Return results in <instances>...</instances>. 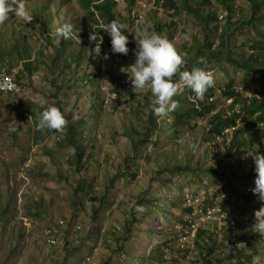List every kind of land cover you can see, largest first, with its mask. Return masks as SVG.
Listing matches in <instances>:
<instances>
[{
	"label": "rangeland",
	"instance_id": "1",
	"mask_svg": "<svg viewBox=\"0 0 264 264\" xmlns=\"http://www.w3.org/2000/svg\"><path fill=\"white\" fill-rule=\"evenodd\" d=\"M41 1L44 3L48 1L46 4L48 10L53 13V19L48 29L49 36L53 40L61 39V42L64 43L63 38L55 36V28L64 23H71L76 30H79L77 33L79 40L84 33L95 32L94 26L97 17L96 15L91 16L92 5L85 7L81 4V0ZM144 1L147 2V0ZM25 2L32 15L35 6L43 4L36 2V5H33L32 0H25ZM116 2L115 11L122 15L124 5L120 0ZM236 5L239 8V5ZM171 13L170 8L164 7L162 13L154 14V18L162 23H168L170 18L174 19L171 17ZM224 14V12L219 11V16H224ZM180 17V19H174L177 23V31L175 33L176 38L171 42L185 58L186 55L180 47V44L185 42L181 30L184 28L186 33L195 35L196 40H200L202 29L195 18L187 15ZM98 18L101 19L99 16ZM148 21L145 22L144 26H150L153 23L154 20L150 14ZM38 26V23L34 21L24 24L14 16H10L4 24H0V52L5 54V57L0 61V73L2 70L14 69L16 75L22 74L23 78L20 83L23 87L24 81L30 82V85L26 86L20 96L0 95V264H83L90 253L88 264H102L109 258L110 254L108 248L104 246L102 233L109 231L110 225L123 224L124 219L127 220L128 216L130 217V213H134L138 223L133 225L128 241L124 245L128 256L121 254L120 257H117L115 255L112 264H156L148 260V257H155L153 249L166 237V233L169 232L170 235L174 236L173 227L178 223L174 220L175 212L176 214L179 212L176 201L181 197L190 198L192 191L195 190L200 191L199 196H202L205 189L198 178H184L167 174L158 177L156 175L158 167L165 162L162 154H170L172 151L173 158L176 160L183 161L185 159L183 164L190 160V163L193 164L207 149L209 154L205 158L206 163L218 164L222 161L219 165V172L225 175L232 172L231 168L233 171L236 169L240 174L243 172L242 175H244L250 170L253 163L250 162L249 158L241 160V163L236 158L224 160V150L221 145L217 148V144L212 145L202 141L201 134L208 128L209 116L201 123L195 121L196 131L193 133L185 132L177 141L167 140L168 133L165 131L161 145L157 148H148L145 151L146 156L150 157L149 162L146 161V157L144 159L138 157V152L131 156H134L133 164L134 171L137 173L136 179L115 180L113 189L105 196L109 203L111 197L115 198L112 207L106 208L105 211L101 210V213L105 212V214L100 215V226L98 222H91V208H99L107 178H112L117 171V166L130 155V144L127 136H134L143 129L145 116L137 113L134 108L137 102L141 101L143 95L151 96V92L133 88L131 91L132 102L129 105L124 103L125 107H123L121 105L122 100L118 107L100 105L99 93L91 96L93 89L97 87L92 85L84 88L81 85L80 80L83 75L81 70L87 66L88 68L92 66L90 68H93L95 72L97 67L103 74L112 71L127 82L129 81L128 74L122 72L121 69L129 67L135 62V51L129 49L131 56L128 66L124 63L122 67L115 68L108 59L104 58L105 55L110 58L111 48H107L105 54L94 57L91 55L89 44L86 41L78 43L74 39L75 43H70L65 53L64 50H61L59 65L55 69L57 72L61 70L60 64L64 57L69 59L70 55H77L81 58L78 76L75 78L77 81H74L76 87L74 83H71L70 87H72L69 92H66V96H60L63 102L66 101L64 110L65 112L71 111L73 121L83 123L79 130L81 129L83 135L85 134L84 141L89 144L87 147L91 145L94 148L93 151L92 149H88V151L94 154L95 159L99 162L111 159L107 165L102 164L97 172L96 166L98 164L91 163L88 173L84 176L96 178L95 191L92 194L82 196L81 208L76 206L77 210H74L71 191L76 187L81 176L74 174V166L69 164L74 157V149L58 147V143L61 141L60 136L49 137L44 139L42 144L33 145V119H29L32 115H29L24 108V104L33 105V109L34 105L40 106L41 98L47 100V106H54L48 83L51 74L47 73L46 66L39 64L45 62L50 65V57L54 54L50 48L45 47L46 40L39 35ZM1 31L4 32V35ZM187 42L191 44L192 41L189 39ZM15 45L19 51L25 50L29 53L32 52V54L37 51L36 56L33 55L35 59L32 57L27 62L17 59L12 52ZM240 50L238 49V51ZM6 52H11L10 56L6 55ZM38 52L42 53L43 56H38ZM90 60H95V63L91 65ZM24 63H27L26 69H28V65L30 66L31 72L24 73ZM214 66L212 65L211 71L214 78H217L218 81H225L218 73L217 66ZM65 72L68 73V71ZM67 77H60L62 80L60 90H63V94L65 86L68 85ZM73 80L71 78V81ZM214 102H216L218 109H224L230 100L225 101L220 95L214 99ZM93 103L95 104V111L91 107ZM29 108L31 109V107ZM37 110L41 112L39 107ZM216 141L219 143L218 140ZM175 145H178V148ZM187 152L192 153L186 155L188 159L184 158ZM227 162H229L230 169L224 165ZM168 163L173 162L169 161ZM237 164L238 168H234ZM189 181L192 183L189 184ZM202 181L204 184L211 185L214 190L218 188L217 183H212L211 177L204 176ZM110 192H112L111 195ZM147 195L159 197L156 203H159L160 209L155 205L150 208L147 204H143L144 206H141L144 207L145 211L139 212L137 210L136 200L139 196L144 200ZM8 202L10 203L9 209L2 214L5 204ZM62 220L64 225L56 232V245L48 247L43 237L45 227L55 226ZM94 226L100 227L101 230L100 236H97L98 239H93L90 233L91 230L95 231ZM77 227L79 229H76ZM211 227L208 226L207 228L211 229ZM148 228H151V233L146 231ZM250 229L252 228L247 226V230ZM159 232L162 235L159 236ZM68 247L69 251H66ZM92 247H94L93 250ZM194 257L189 252L179 264H190ZM257 259L259 260L258 257ZM116 260L118 261L116 262Z\"/></svg>",
	"mask_w": 264,
	"mask_h": 264
},
{
	"label": "trees",
	"instance_id": "2",
	"mask_svg": "<svg viewBox=\"0 0 264 264\" xmlns=\"http://www.w3.org/2000/svg\"><path fill=\"white\" fill-rule=\"evenodd\" d=\"M164 6L172 10L171 17L174 19H180L182 15H187L195 18L202 29V38L196 40L195 35L190 34L191 44L187 41L180 44L181 49L185 53L186 65L185 70H191L193 67L201 68L205 71H212V65L217 66L218 73L225 81H218L214 78V87H210L204 94L202 99H194L195 94L188 88H184L183 92L177 94L173 99L179 102V106L168 113L163 118L156 117L151 111L150 104L152 95H143L141 101L137 102L135 110L137 113L145 116L143 129L134 134V136H127L130 144V155L124 158L117 166V171L112 178H107L104 186L103 196L100 200L99 208H91V222H98L100 226V215L101 210L105 211L106 208H111L113 200L111 197L110 203L105 196L113 189L115 180L119 179H136L137 173L134 171V156L135 152H138V157L146 161H150V157L146 156V150L148 148H157L162 143L163 133L167 131V140L177 141L178 138L185 132L193 133L196 131L195 121L202 122L206 117H210L208 121V128L201 134V139L205 143L212 145L217 144V148L221 145L224 150V160L234 159L237 161L249 158L251 165L250 170L242 175L236 169L233 171L225 163V167L229 168L232 172L225 175L219 172L218 164H207L205 161L206 156L209 152L206 149L201 157H198L197 161L193 164L190 160L183 164V161L176 160L173 158V152L170 154L163 153L164 163L158 167L156 175L158 177L167 174L169 176H182L184 178H198L201 184L204 185V205H212L221 208V212L228 213L231 216H248L249 221L242 225L238 223L236 229L227 228L225 226L219 227L217 224L212 229L201 227L197 230L196 237L193 239V249L182 250L177 245L174 236L166 233V237L155 245L154 256H149L148 260L153 261L156 264H170L176 263V258H184L185 255L191 252L195 257L190 264H227L231 260H235V264H253L254 258L257 260V264H264V237H261L259 233L258 239L247 245L245 248L236 250L235 244L243 239L249 238L252 232H248L247 226L252 224V217H254V210H258L261 206L257 195L251 191L254 188L255 179V164L251 154L257 151L264 155V0H164ZM33 5L37 3H43L40 6H35L33 12V21L38 23V32L43 39L46 40L45 47L52 50L54 56H51L50 65L45 62H40V66L47 67V73L51 74L48 83L50 85L49 91L53 99L54 106L60 108L65 118L68 120V125L63 132H55L50 130L36 131L37 118L40 111L37 110L40 106L31 104H24L29 115H32L33 119V145H40L44 139L49 137H61V141L58 143V147L62 149L73 148L74 157L69 162L73 168V173L81 175L78 179L76 187L71 191L73 200L72 206L74 210L77 207L80 209V201L82 196L86 194H92L95 191L97 185L96 178L85 177L90 169L91 163L98 164L96 166V172L102 164L107 165L111 159H105L104 162H99L95 159L94 154L89 152L88 149L93 147H87L89 144L85 143V134L83 135L82 130L79 127L83 123L73 121L70 112H65L64 104L66 101L61 100V95L66 96V92H69L71 87L70 84L77 81L75 78L78 76L80 69L79 58L77 55H70L67 59L64 57L60 64L61 70L55 71L59 65L61 50L66 52L70 43H75L74 38L63 41L57 46L54 43L52 37L49 36V25L53 19V13L48 10V1L45 3L41 0H32ZM94 8L98 11L104 23H108L114 19L127 22L131 26V23L127 17L117 14L115 11L116 3L113 0H81V4L88 7L92 3ZM45 4V5H44ZM125 9L130 10L133 6L131 0H126ZM239 5L238 6L236 5ZM34 7V6H33ZM167 8V9H168ZM219 11L224 12V16H219ZM93 16V14L91 13ZM238 16V18H237ZM153 18V29L154 31L164 37H167L170 41H173L176 36L177 23L176 20L171 19L168 23H162L158 19ZM127 19V20H126ZM53 23V22H52ZM123 34L128 36L129 43L127 47L135 51V39H139L138 36L131 27L126 25L125 31L122 30ZM182 34L186 33L185 29L181 30ZM98 35L103 36V43L101 44V53L105 54L107 48H111L110 37L106 32L101 30L96 31ZM83 37L87 39L89 32L84 33ZM89 44L90 53L94 57L95 43ZM84 44V43H83ZM188 45V46H187ZM238 49H241L238 51ZM130 51V50H129ZM14 56L23 62L28 60L29 52L25 50L19 51L17 45L12 50ZM11 52H6V55L10 56ZM37 54V51L33 55ZM111 56L117 54L111 52ZM38 56L42 57L43 54L38 52ZM5 57L3 52H0V61ZM89 63L93 65L95 60H90ZM27 63H24V73L31 72L30 66L26 69ZM214 66V67H215ZM87 68H83L81 85L85 87L92 86L97 87L93 89L91 96H100L101 94L99 87V75L100 70L93 73H89ZM10 69L5 70L8 72ZM65 71H68L66 73ZM74 73V74H73ZM67 77L68 85L65 86V91L60 90V84L62 80L60 77ZM241 76V77H240ZM74 80L71 81V78ZM23 76L17 74L15 76L16 83L21 86L24 90L26 86L30 85V82L24 81V87L20 83ZM174 81L179 80V77H174ZM25 80V79H24ZM117 77L111 71L106 73V82L112 87L117 86ZM76 87V83H74ZM75 90L77 88H74ZM216 90L220 91V95L225 101L230 100L229 104L224 109H218L216 102H209L208 99L213 97ZM5 96H11L7 94ZM14 96V95H13ZM195 100V102H194ZM95 104L91 105L93 111H95ZM31 107V109L29 108ZM182 107V108H181ZM34 110V112H33ZM42 111V109H41ZM28 115V116H29ZM140 121V118L138 119ZM163 123V127H162ZM79 130V131H78ZM231 131L229 135H224L223 140L216 141V138L223 135L225 132ZM85 143V144H84ZM92 144V142H91ZM176 146V145H175ZM178 148V145L176 146ZM185 149H188V147ZM49 154V153H47ZM192 154L187 152L184 158L188 159L186 155ZM50 155V154H49ZM169 155V156H168ZM171 155V156H170ZM239 158V160H238ZM223 160V161H224ZM25 161V159H24ZM169 161L173 163H168ZM238 163V164H239ZM192 164V165H191ZM238 164L234 168H238ZM95 166V165H94ZM93 166V167H94ZM208 176L213 179L212 183H217V189H213L211 185L204 184L202 177ZM192 183L189 181V184ZM112 192H110V195ZM200 191H192L191 197L199 196ZM145 196L144 200L139 198L136 200V205L147 204L150 208H159L158 201L159 197ZM188 197H181L176 201L177 214L175 212V221L180 222L182 216L187 215L191 212L190 208L184 207V202ZM154 202V204H153ZM10 203L5 204L3 213L8 211ZM77 206V207H76ZM144 206V205H143ZM169 207L167 208L168 211ZM149 212V210H147ZM166 211V212H167ZM35 216H38L34 214ZM138 223L135 220L134 213H130L127 220L124 219V223L120 225H110L109 231L103 232L104 246L108 248L109 258L102 264H112L113 257L115 255L120 257L121 254H126L124 247L128 241L129 234L133 228V225ZM175 223V222H174ZM95 231L91 230V236L93 239H98L97 236L101 234L100 227H95ZM147 232L151 233V228L146 229ZM252 231V229H251ZM160 233V232H159ZM158 233V234H159ZM162 233L159 234V236ZM100 236V235H99ZM94 247H92L93 250ZM69 251V247L66 248ZM91 254V253H90ZM90 254L86 257H90ZM170 256V258L168 257ZM176 256V258L174 257ZM116 257V258H117ZM174 257V258H173ZM259 258V260L257 259ZM85 258V259H86ZM68 260V258H67ZM118 260H116L117 262Z\"/></svg>",
	"mask_w": 264,
	"mask_h": 264
},
{
	"label": "clouds",
	"instance_id": "3",
	"mask_svg": "<svg viewBox=\"0 0 264 264\" xmlns=\"http://www.w3.org/2000/svg\"><path fill=\"white\" fill-rule=\"evenodd\" d=\"M113 1L117 3V0ZM120 1L122 5H124L122 9L123 14L120 15L127 17V19L129 20L128 22L131 23V26L128 25L125 21L121 23L116 19L108 23H104L101 19L98 18L99 13L94 8V4L99 3L97 2L91 4L93 7L91 13L93 14V16L96 15L97 21L94 26L95 32L89 33V40L85 39L84 37L79 40L77 35L79 30H76L75 26L71 23L58 25L55 28V36L63 38V40H68L74 37V39H76L78 43L86 41L87 44H91V41H94L96 42L94 47L95 53L97 56H99L101 53L103 36L98 35L96 31L101 30L103 32H106L110 37L111 51L115 54H122L126 56L131 53L129 51V48L127 47V44L129 43L128 36L123 34L122 32V30L125 31L127 25L131 27V29L138 36H140V38L135 39V62L127 68H122L121 71L128 74V80L133 88L151 92L152 99L150 108L156 117L163 118L179 106V102L173 98L177 94L182 93L184 88L190 89L195 94L194 99H202L205 92L210 87H214V74L210 71H205L198 67H193L190 71L183 70L185 69L186 60L177 51L175 45L167 37L157 34L153 29V23H151L150 26H144L145 22L148 21V15L150 14L151 16H153L155 13L153 11L147 12L144 14L143 21L141 23H135L134 16L132 17V12L134 10H136V12L138 11V7L135 4V1L131 0L133 2V6L130 8V10L125 9L126 0ZM10 16L19 18L24 24L31 23L34 19L31 11L26 6L25 0H0V24H4L5 21L10 18ZM1 32L4 35V32ZM183 38L185 41L189 40L190 34L184 35ZM54 43L59 46V44L61 43V39L54 40ZM113 57L110 55V58ZM104 58L108 59L107 55H105ZM29 59L30 58L28 57V60L24 62L29 61ZM90 67L92 66H89L87 71L89 73H93L94 69ZM97 69L100 70V68L96 67V71ZM12 70L13 69H10L8 72L2 70L0 74H9ZM98 75L100 87L102 81H105V83H107L106 74H103L101 71H99ZM177 76L179 77L178 82L174 81L173 79ZM116 77L118 79L117 83L119 84L120 78L118 76ZM130 95H132V92ZM217 96H220L219 90H216L215 95L209 98L208 101H214ZM115 99L116 95L115 93H113L112 100ZM39 104L42 111L38 115L35 130L43 131L47 129L58 133L63 132L68 125V120L65 118L60 108L56 106H47L48 102L44 98L40 99ZM31 118L32 117H29V119ZM251 156L254 160V171L256 173L254 179L255 186L251 189V191L253 192V194L257 195L259 201H261V206L258 210H254V217L251 218L254 219L252 231L259 233L261 237H264V155H261L257 151L256 153L251 154ZM137 210L139 212L145 211L144 207L140 205L137 206ZM253 264H257V260L255 258L253 260Z\"/></svg>",
	"mask_w": 264,
	"mask_h": 264
},
{
	"label": "built area",
	"instance_id": "4",
	"mask_svg": "<svg viewBox=\"0 0 264 264\" xmlns=\"http://www.w3.org/2000/svg\"><path fill=\"white\" fill-rule=\"evenodd\" d=\"M135 4L138 7V11L134 10L132 12V17L134 16L135 23H141L143 21V16L145 13L153 11L154 13H162L164 10V1L163 0H134ZM108 57V56H107ZM129 55L117 54L113 58H109L111 65L115 68L122 67L125 63L126 66L129 64ZM15 74L14 69L9 74H0V94H11V95H21L23 93L22 87H20L15 82ZM119 84L116 87H111L105 81H102L100 84V94L101 101L103 106H111L115 105L118 107L119 102L122 100L123 104L129 105L132 102L131 91L133 89L131 83L129 81L126 82L124 78L119 79ZM115 93L116 99L112 100V94ZM121 96H123L121 98ZM124 109V108H123ZM227 131L223 135H220L216 138V140H223L224 135L229 134ZM200 201V202H199ZM204 198L202 197H191L185 200L184 207L190 208L191 212L187 215L183 216L177 224L173 227L174 239L182 250H191L193 249V239L196 237L197 230L201 227L207 228L208 226H212L215 224L219 227L225 226L227 228L236 229L238 223L245 224V222L249 221L248 216H230L228 213L221 212L220 207L212 206V205H204ZM252 220V224L249 225L252 228L254 223V219ZM64 225V221H59L55 226H46L44 230V242L48 247H53L56 245V232ZM76 229H79L77 227ZM208 229V228H207ZM210 229V228H209ZM248 232H252L249 238L243 239L237 244L236 250L247 247L248 244L253 243L258 239V235L256 232L248 230ZM96 251H94L95 253ZM97 253V252H96ZM170 258V256H168ZM176 258V256H174ZM173 257V258H174ZM184 258L177 257V262L170 264H179ZM90 262V257L86 258L83 264H88ZM230 264H235V260H231Z\"/></svg>",
	"mask_w": 264,
	"mask_h": 264
},
{
	"label": "crops",
	"instance_id": "5",
	"mask_svg": "<svg viewBox=\"0 0 264 264\" xmlns=\"http://www.w3.org/2000/svg\"><path fill=\"white\" fill-rule=\"evenodd\" d=\"M34 56H36L35 54H34ZM33 56V54L32 53H30L29 54V58H32L33 57V59H35V57ZM26 67V66H25Z\"/></svg>",
	"mask_w": 264,
	"mask_h": 264
}]
</instances>
